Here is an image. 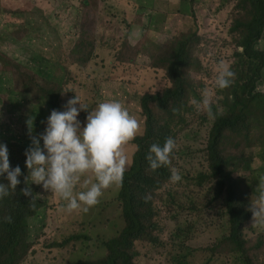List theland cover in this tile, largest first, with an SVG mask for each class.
<instances>
[{
  "label": "rangeland",
  "instance_id": "1",
  "mask_svg": "<svg viewBox=\"0 0 264 264\" xmlns=\"http://www.w3.org/2000/svg\"><path fill=\"white\" fill-rule=\"evenodd\" d=\"M204 2L191 17L185 0H0V124L5 119L7 126L26 131L28 138L29 117H35L32 135L43 133L51 111H63L75 95L93 108L106 100L119 101L121 97L125 104L145 93L163 92L170 80L161 64L185 38L202 37L194 52L202 58L207 74L213 73L210 80L207 75H202V80L215 82L219 63L230 61L234 67L235 56L242 51L239 42L246 34L243 30L234 34L231 27L238 20L236 28L241 26L248 12L239 6L240 0H214L203 6ZM206 14L211 17L206 19ZM183 15L189 22L177 26ZM135 29L141 30L139 40L130 38ZM145 50H150V63L134 65L133 60ZM236 63L241 70L253 68L245 56H236ZM261 90L264 92V81ZM19 99L23 108L16 105ZM192 101V113L185 115L187 128L174 131L180 139L178 161L185 178L152 194L160 243H137L138 263L264 264L263 228L249 220L243 229L248 241L240 251L228 238V212L216 199L217 178L209 168L206 151L215 118L203 107L197 110ZM3 106L12 110L6 118ZM160 117L164 121L166 116ZM24 140L19 136L16 141ZM223 146L230 158L243 153L255 157L253 169L234 179L247 193L244 203H251L259 195L252 186L264 177V139L239 145L236 136L228 135ZM190 151L196 152L197 158L186 156ZM39 196V218L33 221L37 238L22 264L98 260L105 255L104 231L123 227L117 193L106 196V208L98 210L93 219L62 213L50 192ZM56 245L62 247L54 248Z\"/></svg>",
  "mask_w": 264,
  "mask_h": 264
},
{
  "label": "clouds",
  "instance_id": "2",
  "mask_svg": "<svg viewBox=\"0 0 264 264\" xmlns=\"http://www.w3.org/2000/svg\"><path fill=\"white\" fill-rule=\"evenodd\" d=\"M141 34L140 29H135L130 38L139 40ZM260 38L258 48L261 51L260 54L264 56L262 53L264 49L261 48L264 34ZM239 46L242 51L236 56L240 59L241 56H245V48L243 45ZM236 56L234 67L230 61L219 63L215 82L206 84L205 80H201L199 85L194 84L195 93L190 96L181 116L173 118L170 113L163 112L166 116L165 120L159 123L172 126L171 137L164 140L160 137H151L146 140L142 150L136 143L138 139L145 136L147 131L146 117L141 104L137 103L135 107L130 104L133 101L129 103L125 101V104H122L121 97L118 98L119 101L99 102L93 109L94 107H87L75 95L63 106V111L56 109L51 111L43 133L35 131L37 134L32 135L35 117H29L26 121L29 130L28 138L26 131L17 130L11 125L7 126L6 120L3 119L0 135L10 136L7 128L14 130V135L11 139L12 147L9 144L8 146L0 144V176L6 174L8 181L7 184L0 183V255L10 256L11 264H22L33 251L37 238L34 234L33 221L39 218L41 192H50L59 210L75 219L96 218L98 211L92 208L101 202V198L105 201L108 194L117 193V199L121 205V219L125 227L126 210L120 202L116 187L122 186L123 178L126 177L143 190L146 205L138 203L136 208L141 211L146 208L153 209L154 221L157 225L154 233L158 240L156 243L137 241L134 247L139 242L159 245L160 238L157 231L160 225L156 220L157 211L152 194L170 183H177L185 178V173L180 169L178 161L180 139L174 131L176 129L182 131L185 115L192 113L190 107L192 100L197 110L203 107L210 117L215 118L207 135L206 151L209 168L215 172L214 176L217 178L216 199L223 202L229 216L228 189L236 186L237 183L230 182L232 176L222 159L209 153L208 149L214 138L213 129L218 122L224 128L241 123L245 116V109L258 106L264 95L261 90L263 82H259V75L251 73L249 69L241 70L237 66ZM201 66H203L202 75H207V79L210 80L213 73L207 74V68L202 61L197 64L199 69ZM169 80V87H173V81ZM80 111L82 114L78 119ZM7 113L11 114L9 110H5V118L8 116ZM42 123L45 122L42 121ZM228 135L235 136V134L225 129L221 136L222 150L227 158L239 159L244 165L245 160H249L253 166L255 157L248 158L245 153L238 158L228 156L223 146L224 139ZM19 136L25 139L23 143L16 141ZM19 150L22 151L18 154ZM13 151L15 158L12 156ZM186 156L195 159L197 153L190 151L186 153ZM9 158L13 160L15 168H11ZM249 171L241 170L232 179L243 177L242 173ZM21 172L26 175L24 181L18 179L22 175ZM84 177L86 179H83L81 183ZM199 180H201L200 176L197 181ZM78 185L79 190L83 188L82 191H76ZM19 188H23L21 194L31 199V202L38 207L33 213L10 216L13 210L2 207V202L15 194V189ZM9 190L13 192L10 193ZM170 195L172 197V194ZM245 210L253 221L252 225L264 229V177L259 184L258 197L255 200L251 199V203L249 201ZM245 231L246 229L244 234ZM245 239L248 241L246 237ZM105 245L104 243L105 255L102 258L98 260L79 258L69 264L79 260L99 262L108 254ZM118 264H122V257Z\"/></svg>",
  "mask_w": 264,
  "mask_h": 264
},
{
  "label": "trees",
  "instance_id": "3",
  "mask_svg": "<svg viewBox=\"0 0 264 264\" xmlns=\"http://www.w3.org/2000/svg\"><path fill=\"white\" fill-rule=\"evenodd\" d=\"M205 1V2H204ZM214 0H185V3L189 5L190 11L187 12V15L194 16L195 9L199 7L200 2H204L203 6L213 2ZM229 3L234 0H226ZM239 6L247 10V16L244 17L238 28L237 21L234 27H231V31L235 33H241L242 30L246 34L245 38L240 40V44L245 48V57L253 65V68L250 70L251 73L259 75V82L264 80V56L260 54L258 48L260 37L264 34V0H240ZM224 14H221V16ZM211 17V14H206V19ZM185 21L189 22L186 16L176 22L177 26L184 24ZM164 37L163 33H160L156 30H152ZM202 37H198L195 40L185 38L177 43L178 48H175L171 51L166 57L165 61L162 62L161 71H163L169 79L174 83L173 87H169L163 92L161 90L156 91L155 93H145L141 97H137V101L131 102V106L135 107L137 103L141 104L143 114L146 117L147 131L143 138H140L136 141L140 150L144 148V144L147 139L151 137H160L163 140L171 137L172 126L169 124H161V115L163 112L170 113L171 117L175 118L176 116H181L183 109L187 106L190 96L195 93V85H199L202 80V71L203 66L200 69L194 65L198 64L202 58L197 56L194 52V47L200 45ZM150 43V41L148 42ZM147 43V44H148ZM146 49V45H145ZM164 49V48H163ZM162 48L159 51L163 50ZM264 53V52H262ZM150 50H145V53L138 56L133 60V64L136 65L140 63L141 65L145 63H150ZM259 59L261 62L257 64L256 60ZM5 65H8L5 62ZM263 98V96H262ZM260 100L258 106L253 109L247 107L245 109V116L241 123L236 125L228 126L227 128L222 127L218 122L214 126V138L209 146V153L219 156L227 169L230 171L232 178L240 172L241 170H252V162L245 160V165L239 159H229L225 155V152L222 150V134L225 129H229L232 134H235L238 144L241 145L245 141L254 142L256 140L264 139V101ZM16 105L23 108L22 100H18ZM13 109V108H11ZM95 109V107L93 108ZM8 110L6 106H3V110ZM175 110V111H174ZM9 112H12L10 110ZM34 115L39 112L34 111ZM39 119H43L37 116ZM0 127H3V124H0ZM182 128H187L186 123H182ZM7 131L10 132V136L0 135V144H8L12 147L11 139L14 135V130L7 128ZM22 150L18 151V154ZM9 152V150H8ZM10 153V152H9ZM12 156L15 158V152H12ZM11 168L14 167V162L9 158ZM22 173V172H21ZM26 175L22 173L18 179L24 181ZM230 177V176H229ZM230 177V182H235ZM86 179L85 177L82 178ZM94 180V177L92 176ZM261 181V179H260ZM259 180H256L252 186V191H259ZM0 183L7 184L6 174L0 176ZM236 183V182H235ZM119 193L120 202L123 204V207L126 210V225L125 227L117 230L111 229L109 231H104V243L106 244V249L108 251L107 256L96 263L86 262L79 260L72 264H118L120 258L122 257V264H139L138 257L139 251L134 247L135 242L137 241H148L150 243H156V238L154 233L157 229V225L154 221L155 211L151 208H146L144 211L136 208L138 203L143 206L146 205L145 197L143 190L129 178H123L122 186L116 187ZM21 189H15L13 195L8 198H5L2 202V207L6 209L13 210L10 212V216H19L26 213H33L37 209V204L32 203L31 199L26 198L21 193ZM79 190V185L76 188V191ZM10 193L13 192L9 190ZM247 193L243 190H240L239 185L231 186L228 189V211H229V228L230 235L228 236L232 245L235 246V249L238 251L244 249L246 244V239L243 237V229L247 222L250 220V215L245 208L249 204V200L245 201L244 199ZM107 206L106 202L101 198V202L93 207L92 209L98 211L101 208L105 209ZM61 245H56L54 248H61ZM12 258L6 255H0L1 264H11ZM253 264V263H251Z\"/></svg>",
  "mask_w": 264,
  "mask_h": 264
}]
</instances>
